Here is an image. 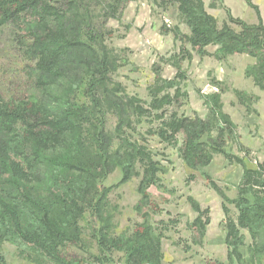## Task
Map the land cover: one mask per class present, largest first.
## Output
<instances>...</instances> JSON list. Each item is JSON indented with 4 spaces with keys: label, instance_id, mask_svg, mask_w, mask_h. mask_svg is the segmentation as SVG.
Returning <instances> with one entry per match:
<instances>
[{
    "label": "trees",
    "instance_id": "1",
    "mask_svg": "<svg viewBox=\"0 0 264 264\" xmlns=\"http://www.w3.org/2000/svg\"><path fill=\"white\" fill-rule=\"evenodd\" d=\"M168 1L178 4L191 31L190 36L176 31V37L189 43L199 56L208 55L206 49L212 45L217 47L212 56L218 60L236 54L254 58L256 62L246 74L264 90V23L256 7L259 24L248 25L228 13V21L219 27L204 0ZM120 4L121 0H115L104 12L116 16ZM229 22L241 31L236 32ZM8 23L19 27L22 43L35 60V85L25 96L5 98L0 93V263L6 264L1 245L8 242L31 247L55 264H81L82 259L70 260L68 253L85 248L81 222L90 215L99 227L100 255L93 257L96 264H105L107 254L112 257L115 252L123 254V264H162L163 236L155 234L148 223L138 225L130 235L116 237L110 232L113 218L108 197L112 187H104L103 180L120 168L119 184L127 183L139 175L137 164L144 166L138 187L139 210L150 202L147 189L156 183L157 170L143 146L128 144L122 150H111L113 138L104 125L107 109L117 115L118 131L130 112L139 115L147 111L140 106L141 100L121 98L117 89L110 87L115 64L104 45L106 31L94 27L91 4L86 0H0V25ZM238 95L241 98L242 94ZM211 99L217 123H228L233 130L232 122L221 112L220 97ZM168 103L171 98L166 94L155 97L150 107L160 110ZM175 117L162 122L158 136L168 140L182 134L181 155L186 163L194 169L209 164V146L201 142L209 124ZM226 156L244 168L237 198L229 200L222 195L237 211L236 219L229 217L226 223L227 264L244 259L239 252L246 241L242 230L250 235L252 256L261 259L264 163L250 168L239 158ZM193 203L199 216L192 231L203 236L210 222L209 218L203 220L208 211ZM223 209L228 214L225 203Z\"/></svg>",
    "mask_w": 264,
    "mask_h": 264
},
{
    "label": "rangeland",
    "instance_id": "2",
    "mask_svg": "<svg viewBox=\"0 0 264 264\" xmlns=\"http://www.w3.org/2000/svg\"><path fill=\"white\" fill-rule=\"evenodd\" d=\"M228 1L231 9L222 0H204L209 14L224 18L219 21L215 18L219 27L228 21V13L234 18L241 17V20L249 14H256L259 19L254 8L261 15L260 8L255 3ZM121 2L116 16L110 13L108 16L104 10L107 5L115 4V0H86L94 12V27L107 33L104 45L115 64L110 87L116 88L121 98L141 100L140 106L149 113L136 115L130 112L128 121L118 131V117L107 109L104 125L113 138V152L128 144L147 149L157 170V181L147 189L150 202L138 210L141 200L138 187L145 175L144 166L137 164L139 175L127 183L119 184L122 179L120 168L114 169L103 180L104 187H112L108 197V209L113 218L111 235H130L138 225L146 222L153 227L155 234L163 236L162 264H227L226 223L229 217L236 219L237 211L224 199L232 200L238 196L243 175L238 178L237 172L240 166L244 173V168L226 155L239 158L250 168L257 169L263 164L257 152L245 145V134H242L264 140V90L246 74L256 60L252 58L249 64L246 54L218 60L212 56L217 48L212 45L206 49L208 55H197L189 43L175 35L176 31L191 35L178 4L168 0ZM229 25L236 32L241 31L240 26L230 22ZM22 35L15 24L0 25V93L5 98L31 94L35 85V60L22 43ZM167 82L174 84L168 85ZM207 85L217 86L218 92L204 97L201 90ZM237 92L242 94L241 98ZM166 94L170 95L171 103L160 110L150 107L155 97L162 98ZM216 96L220 97L221 112L233 122V130L228 123H222L223 126L217 123L219 118L211 102ZM224 106L227 112L223 111ZM174 115L176 119L202 120L209 124V130L201 139L209 146L206 149L211 158L209 164L194 169L186 163L181 155L182 134L168 140L158 136L162 122H168ZM221 126L225 127L223 131ZM194 200L202 210L208 211L203 215V220H210L203 236L192 231L191 225L199 216L194 209ZM224 203L228 214L223 209ZM81 225L85 248L72 249L68 253L69 259H82L81 264H96L93 257L100 255L96 237L98 224L87 215ZM242 234L246 241L239 252L244 259L238 264H264V256L260 259L250 252L249 233L242 230ZM260 238L264 240V236ZM1 254L6 264H55L31 247L8 242L1 245ZM123 258L119 252L112 257L107 254L109 260L105 259V264H123Z\"/></svg>",
    "mask_w": 264,
    "mask_h": 264
},
{
    "label": "crops",
    "instance_id": "3",
    "mask_svg": "<svg viewBox=\"0 0 264 264\" xmlns=\"http://www.w3.org/2000/svg\"><path fill=\"white\" fill-rule=\"evenodd\" d=\"M223 2H224V4L226 5V6H228L229 8H230V3H229V1L228 0H222ZM231 2H232V0H230ZM234 2H238V0H233ZM241 1H245V0H241ZM246 1H251L252 3H255V5L256 6H258L260 9V13H261V19H262V21H263V23H264V0H246ZM231 9V8H230ZM211 15H213L218 21L219 20H223L224 18L221 16L220 18H219V16L217 17L215 14H213V13H210ZM237 17H238V15L236 14V13H234ZM240 19H242L241 17H240ZM243 20L244 21H246V23L247 24H250V25H256L257 24V22H259V19L258 18H256V14H253V16H251L250 14L248 15V17L246 18V17H244L243 18ZM217 50V48L216 49H214V51H216ZM232 56H234V55H232ZM247 57H249L248 59V63L250 64L251 63V61L253 60L252 59V57L250 58V56H248L247 55ZM252 59V60H251ZM246 69V68H245ZM245 71V70H244ZM243 74H244V72H243ZM245 77V76H244ZM245 79V78H244ZM262 92V91H261ZM264 92V91H263ZM238 94H241L240 92H237V95ZM244 95V94H243ZM245 95H246V93H245ZM239 96V95H238ZM242 97V96H241ZM246 97V96H245ZM242 101H243V104L245 103L244 102V97H243V99H241ZM226 111V106H224V109H223V111ZM224 111V112H225ZM227 112V111H226ZM233 123V122H232ZM242 134H245V136H243V137H245V139H244V143H245V145L247 146V147H250V148H252L253 150H255L256 152H257V154H258V159H259V161L261 162V163H264V140H260L257 136L256 137H254V136H251V135H248L247 133H242ZM254 137V138H253ZM241 169V170H240ZM242 171V172H241ZM238 178L241 176L242 177V175H243V170H242V167H240L239 166V170H238ZM240 180L241 179H239L238 180V184L237 185H239V182H240ZM237 198V197H236ZM235 198V199H236ZM232 200H234V197H233V199ZM251 240V239H250ZM224 243H225V241H224ZM227 247V246H226ZM227 261V260H226Z\"/></svg>",
    "mask_w": 264,
    "mask_h": 264
},
{
    "label": "built area",
    "instance_id": "4",
    "mask_svg": "<svg viewBox=\"0 0 264 264\" xmlns=\"http://www.w3.org/2000/svg\"><path fill=\"white\" fill-rule=\"evenodd\" d=\"M218 92V88L217 86H210V85H207L205 86L204 88H202L201 90V94L204 96V97H209V96H212L214 94H216Z\"/></svg>",
    "mask_w": 264,
    "mask_h": 264
}]
</instances>
